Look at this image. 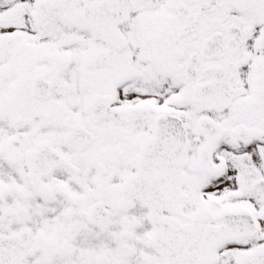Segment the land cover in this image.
I'll return each instance as SVG.
<instances>
[{
	"label": "snow or ice",
	"instance_id": "6c2138e0",
	"mask_svg": "<svg viewBox=\"0 0 264 264\" xmlns=\"http://www.w3.org/2000/svg\"><path fill=\"white\" fill-rule=\"evenodd\" d=\"M0 264H264V0H0Z\"/></svg>",
	"mask_w": 264,
	"mask_h": 264
}]
</instances>
